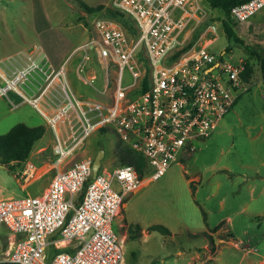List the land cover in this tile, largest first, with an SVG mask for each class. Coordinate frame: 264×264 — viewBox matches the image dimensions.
<instances>
[{
  "label": "built area",
  "instance_id": "1",
  "mask_svg": "<svg viewBox=\"0 0 264 264\" xmlns=\"http://www.w3.org/2000/svg\"><path fill=\"white\" fill-rule=\"evenodd\" d=\"M199 1L114 0L132 19L135 36L113 19L94 21L93 35L70 57L81 52L76 71L83 79L88 53L96 51L105 85L94 87L93 76L83 80L107 94L106 102L78 95L68 81L66 60L52 66L36 42L0 59V95L13 90L44 116L55 135L56 164L64 163L42 194L0 197V234L6 242L0 264H122L113 221L125 195L193 152L195 141L214 132L249 86L240 75L243 59L233 60L225 50L216 54L208 43H186L185 27L199 15ZM263 7L264 0H244L230 8V16L243 24ZM143 62L147 68L141 70ZM125 66L131 78L126 86ZM144 75L148 87L141 90ZM133 89L135 95L128 96ZM101 129H112L143 154L150 171L141 176L133 165L119 164L92 176V156L77 158L74 151ZM34 169L26 162L23 178Z\"/></svg>",
  "mask_w": 264,
  "mask_h": 264
},
{
  "label": "rangeland",
  "instance_id": "2",
  "mask_svg": "<svg viewBox=\"0 0 264 264\" xmlns=\"http://www.w3.org/2000/svg\"><path fill=\"white\" fill-rule=\"evenodd\" d=\"M81 1L88 5L102 4L104 8L87 13ZM113 1L0 0V58L36 42L54 64L66 60L67 77L81 96L108 101L107 94L97 92L83 81L93 76L94 87L105 85L96 51L88 53L80 71L83 79L76 71L81 52L71 57L70 54L93 35L97 18L113 19L125 27L118 16L107 10L114 7ZM199 4L202 8L199 15L185 27L186 43H208V49L216 54L225 50L233 60H249L252 67L249 86L219 120L212 135L195 141L196 149L189 156L183 153L159 178L125 195L113 221L123 247L124 264H264V80L260 68V59L264 57V7L245 23H232L233 31L243 41L240 43L227 38L217 11L205 0ZM139 67L142 70L147 65L143 62ZM144 78L147 79L145 75ZM130 82L129 68L125 66L122 85ZM112 86L110 83L108 93ZM8 95L18 101L13 93ZM132 95L134 89L128 94ZM9 105L0 96V135L16 122L43 125L45 132L34 143L29 157L37 165L41 162L39 169L46 172L22 187L24 181L19 180L18 173L21 164L15 163L13 169L0 165V197L39 194L53 173V164L47 161L54 162L56 157L51 148L54 132L29 104L22 103L14 110ZM118 140L112 129L97 130L74 153L77 158L93 159L98 149H103L100 168L110 169L119 164L115 153ZM42 145L46 149L39 152ZM0 164L4 165L2 158ZM113 186L117 187L116 181ZM205 220L217 229L212 241L200 233L205 229ZM130 223H138L144 234L141 230L137 239L128 238ZM151 224L167 227L170 234L145 232ZM2 230L6 231L3 227ZM204 244L209 247V255L202 248ZM4 246L0 242V248Z\"/></svg>",
  "mask_w": 264,
  "mask_h": 264
},
{
  "label": "trees",
  "instance_id": "3",
  "mask_svg": "<svg viewBox=\"0 0 264 264\" xmlns=\"http://www.w3.org/2000/svg\"><path fill=\"white\" fill-rule=\"evenodd\" d=\"M211 9L217 11L221 16V24L224 33L228 39H233L237 42L242 43L243 41L235 34L232 28V23L235 21L230 16V8L244 0H205ZM82 8L87 13L100 11L103 7L102 4L88 5L84 2H80ZM109 14L112 16H118L125 26L124 30L130 35L135 36L137 33L136 27L133 23L129 22L125 13L118 10L115 7L107 9ZM126 15V16H125ZM129 17V16H128ZM130 18V17H129ZM131 19V18H130ZM132 20V19H131ZM133 22V21H132ZM236 23V22H235ZM123 27V26H122ZM182 50V49H181ZM250 53H254L250 50ZM244 69L240 73L244 81H248L251 76L252 67L249 60H244ZM260 68L264 80V57L260 59ZM143 79L141 90L148 87L147 82ZM107 129H101L100 131H106ZM45 131L43 125L30 126L24 122H17L12 125L5 133L0 135V158L3 159V163L9 166L10 169L14 168L15 163H23L28 159L35 141L40 139ZM115 153L118 157L119 164H131L135 167L139 175L150 171L149 164L146 158L140 152L132 149L127 144L117 141L115 147ZM190 154V153H189ZM11 164V165H10ZM118 164V165H119ZM141 226L138 223H130L127 229V237L130 239H137L141 233ZM148 231H159L163 234H169L170 231L167 227L161 224H151L146 228ZM0 240L4 245L6 244L5 239L0 234Z\"/></svg>",
  "mask_w": 264,
  "mask_h": 264
},
{
  "label": "crops",
  "instance_id": "4",
  "mask_svg": "<svg viewBox=\"0 0 264 264\" xmlns=\"http://www.w3.org/2000/svg\"><path fill=\"white\" fill-rule=\"evenodd\" d=\"M31 43H35V42H31ZM31 43H27V44H31ZM26 45V44H25ZM24 46V45H23ZM23 46H21V47H23ZM21 47H19V48H17L16 50H18V49H20ZM16 50H14V52L16 51ZM13 53V52H12ZM7 55H10V54H7ZM7 55H4V56H2L0 59H2V58H4V57H6ZM47 55V54H46ZM48 57V56H47ZM48 62L50 63V64H52V66H54V67H57V66H59L61 63H59V64H54L49 58H48ZM79 77V76H78ZM68 81H69V79H68ZM84 81V80H83ZM85 82V81H84ZM69 83H70V81H69ZM88 84V83H87ZM70 85H71V83H70ZM71 87H72V85H71ZM72 89L78 94V95H80L79 93H78V91L74 88V87H72ZM9 92H11V93H13L14 94V96L16 97V98H18V101H14V99L13 98H11L9 95H8V93ZM0 96H4V98H5V100L10 104L9 106V108L10 109H12V110H14V109H16L19 105H21L22 103H27V104H29L28 102H26V101H24L23 100V98L17 93V92H15V91H13V90H10V91H8L7 92V94L6 95H0ZM81 96V95H80ZM82 97H85V96H82ZM88 98V97H87ZM90 99H92V98H90ZM95 100V99H94ZM236 100H237V98H236ZM235 100V101H236ZM235 103V102H234ZM32 108H34L40 115H41V117L43 118V120H44V122H45V124H46V121H45V118H44V116L35 108V107H33L31 104H29ZM50 109H52V107L50 108ZM17 123V122H16ZM25 123V122H24ZM26 124H28V123H26ZM29 125V124H28ZM47 125V124H46ZM30 126H35V125H30ZM47 127H48V125H47ZM45 132V131H44ZM44 134V133H43ZM212 135V134H211ZM210 135V136H211ZM36 142V141H35ZM43 146V145H42ZM52 148V147H51ZM46 149V146H43L40 150H39V152L40 151H42V150H45ZM186 155H188L189 156V153H185ZM191 154V153H190ZM30 155H31V153H30ZM29 155V156H30ZM45 157V161H47L48 160V156H47V154H45L44 155ZM57 156V155H56ZM30 158L31 157H29V159H27V160H25L23 163H21V167H19V171H18V173H19V180L20 181H24V182H22V187H23V185H24V183H27L28 181H31V180H33V179H35L36 177H38L39 175H41V174H43V173H45L46 172V170H41V169H39L40 167L39 166H41V162H40V164L39 165H37L36 163H34L33 162V164H34V166H35V169H34V171L32 172V175H30V176H27V177H25V178H23V175H22V169L24 168V165H25V163L26 162H32V160H30ZM47 164H53V166H51V167H53V173L51 174V176H50V178H49V180L46 182V184L45 185H43V187H42V189H41V192L39 193V194H31V195H40V194H42L44 191H45V189L47 188V186H48V184H49V182H50V179H51V177L53 176V174L56 172V170H58L59 168H62L63 167V165H64V163H61V164H56V157H55V160H54V162H48L47 161ZM5 165V164H4ZM6 166V165H5ZM39 169V170H38ZM48 170V169H47ZM24 194H28V193H24ZM142 229V234H144V231H143V227H141ZM210 229H213V230H211L210 231ZM147 231V229H145V232ZM170 231V230H169ZM202 235H206V237L209 239H211V241L214 239V237H215V235L216 234H218V232H217V229L215 230L214 228H211V225H209L208 224V222L205 220V229H204V231L203 232H200ZM170 234V233H169ZM199 233H195L194 235H198ZM220 239L219 238H216V241H219ZM214 245V247H215V244H213ZM203 249H205V254L206 255H209V253L207 252L208 250H209V247L206 245V244H204L203 245V247H202ZM214 252L216 251V249H214L213 250ZM179 252V251H178ZM122 264H124L123 262H122Z\"/></svg>",
  "mask_w": 264,
  "mask_h": 264
},
{
  "label": "water",
  "instance_id": "5",
  "mask_svg": "<svg viewBox=\"0 0 264 264\" xmlns=\"http://www.w3.org/2000/svg\"><path fill=\"white\" fill-rule=\"evenodd\" d=\"M103 154H104L103 149H98V151L94 155V157L92 159V163H91L92 176H95V174L99 170L100 165H101V157L103 156ZM0 165L3 167L5 166L3 164H0Z\"/></svg>",
  "mask_w": 264,
  "mask_h": 264
}]
</instances>
